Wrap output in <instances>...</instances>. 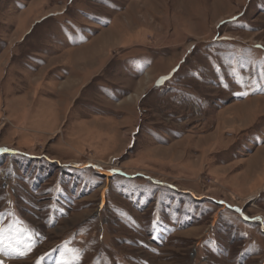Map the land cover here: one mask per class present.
<instances>
[{
    "label": "rangeland",
    "instance_id": "374dc122",
    "mask_svg": "<svg viewBox=\"0 0 264 264\" xmlns=\"http://www.w3.org/2000/svg\"><path fill=\"white\" fill-rule=\"evenodd\" d=\"M0 149V264H264V0H0Z\"/></svg>",
    "mask_w": 264,
    "mask_h": 264
},
{
    "label": "snow or ice",
    "instance_id": "6c2138e0",
    "mask_svg": "<svg viewBox=\"0 0 264 264\" xmlns=\"http://www.w3.org/2000/svg\"><path fill=\"white\" fill-rule=\"evenodd\" d=\"M244 95H247V93H244ZM0 151H8L7 149H0ZM245 219H255V220H260L259 217H254V218H250V217H245ZM0 245H4V240L2 238H0ZM2 250V249H0ZM30 250V248H29ZM69 251H75L73 249H69ZM20 255H24V253H20Z\"/></svg>",
    "mask_w": 264,
    "mask_h": 264
},
{
    "label": "water",
    "instance_id": "95a60500",
    "mask_svg": "<svg viewBox=\"0 0 264 264\" xmlns=\"http://www.w3.org/2000/svg\"><path fill=\"white\" fill-rule=\"evenodd\" d=\"M164 82V80L162 79V78H160V79H158L157 81H156V85H160V84H162Z\"/></svg>",
    "mask_w": 264,
    "mask_h": 264
},
{
    "label": "bare ground",
    "instance_id": "6f19581e",
    "mask_svg": "<svg viewBox=\"0 0 264 264\" xmlns=\"http://www.w3.org/2000/svg\"><path fill=\"white\" fill-rule=\"evenodd\" d=\"M84 72V71H83ZM154 84V83H153ZM254 198V196H252V197H250V199H253Z\"/></svg>",
    "mask_w": 264,
    "mask_h": 264
}]
</instances>
